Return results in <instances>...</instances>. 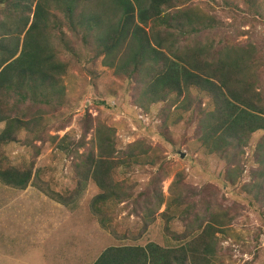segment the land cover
Listing matches in <instances>:
<instances>
[{
  "label": "rangeland",
  "instance_id": "374dc122",
  "mask_svg": "<svg viewBox=\"0 0 264 264\" xmlns=\"http://www.w3.org/2000/svg\"><path fill=\"white\" fill-rule=\"evenodd\" d=\"M24 1L22 5L28 4L33 14L36 4L45 0ZM252 1L259 6L255 17L245 0H176V5L199 3L223 23L231 44H258L263 57L259 72L264 77V0ZM13 3L18 2L0 3V39L11 45L24 38L23 22L11 16L13 10L20 12ZM45 5L53 20L65 22L63 11ZM78 12V22L93 21L96 15L103 24L90 36L93 48L122 13L110 0H82ZM72 40L78 42L76 37ZM82 49L84 57L92 55L91 49ZM130 49L124 46L113 57L72 62L61 78L62 95L53 106L38 111L42 137L34 140L21 131L19 141L0 146L5 167L33 163L25 189L0 180V264H92L108 247L149 242L176 246L174 231L182 232L194 222L192 204L222 221L217 225V264H264V168L257 146L261 133L245 147L212 153L201 143L197 119L185 108H205L207 100L194 91L187 101L184 97L148 103L144 85L137 80L140 76L131 79L121 68L124 52ZM99 123L113 129L118 158L137 155L130 157L129 166L114 170V178L134 194L151 185L161 190L165 201L178 197L179 205L172 207L174 220L161 216L164 203L144 218L143 198L111 200L99 211L94 209L93 199L102 189L77 165L87 154L96 156L93 136ZM4 126L1 122L0 133ZM146 220L150 221L146 224Z\"/></svg>",
  "mask_w": 264,
  "mask_h": 264
},
{
  "label": "trees",
  "instance_id": "16d2710c",
  "mask_svg": "<svg viewBox=\"0 0 264 264\" xmlns=\"http://www.w3.org/2000/svg\"><path fill=\"white\" fill-rule=\"evenodd\" d=\"M16 1L13 9L20 12L13 10L11 16L23 22L20 34L24 38L22 43L14 39L12 45L0 39V123H5L0 146L19 141L21 131L31 134L34 140L42 137L38 111L41 106H53L62 95L60 83L68 65L72 62L77 65L83 58L113 57L125 46L131 49L128 53L123 51L126 58L121 68L131 79L140 76L137 80L144 85L148 103L179 101L184 97L187 101L197 91L207 100V106L185 108L197 119V132L206 149L222 153L245 147L252 136L261 133L257 146L264 168V77L259 72L263 57L256 43L231 44L223 23L201 9V4L181 8L176 0H110L119 7L121 17L97 39L93 48L90 36L95 27L103 24L96 15L93 21L83 18L77 21L82 0H45L36 4L33 14L28 4L22 5L24 0ZM9 2L5 0L6 4ZM45 4L63 11L65 22L53 20ZM245 4L251 16L258 15L259 6L254 1L245 0ZM82 46L92 50L90 57L81 54ZM113 136L112 128L97 124L93 136L96 156L87 154L77 165L83 166L85 178L94 179L102 189L93 199L94 209L99 211L100 206L111 200L138 202L143 198L144 218L151 215L152 208L158 210L164 203L161 216L169 222L174 220L172 207L179 205L178 197L165 201L161 190L151 185L134 194L114 178V170L129 166L130 157L137 155L118 158ZM2 159L5 161L0 155V180L25 189L33 176V163L28 167L21 165L22 168L5 167ZM200 204L204 206L205 200ZM190 207L196 209L194 222L182 232L174 231L176 246L149 242L144 246L108 247L92 264H217V225L222 221L216 215L197 210L196 204Z\"/></svg>",
  "mask_w": 264,
  "mask_h": 264
},
{
  "label": "water",
  "instance_id": "95a60500",
  "mask_svg": "<svg viewBox=\"0 0 264 264\" xmlns=\"http://www.w3.org/2000/svg\"><path fill=\"white\" fill-rule=\"evenodd\" d=\"M181 156H183V154H181Z\"/></svg>",
  "mask_w": 264,
  "mask_h": 264
}]
</instances>
